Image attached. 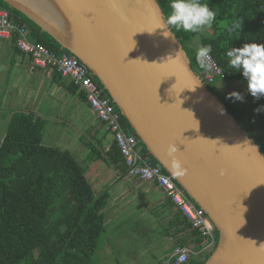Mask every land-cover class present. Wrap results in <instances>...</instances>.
<instances>
[{
    "label": "water",
    "instance_id": "water-1",
    "mask_svg": "<svg viewBox=\"0 0 264 264\" xmlns=\"http://www.w3.org/2000/svg\"><path fill=\"white\" fill-rule=\"evenodd\" d=\"M2 1L90 70L148 158L206 212L220 235L206 264H264V154L192 70L173 32L156 29L165 17L157 1ZM169 145L187 169L182 178L170 171Z\"/></svg>",
    "mask_w": 264,
    "mask_h": 264
},
{
    "label": "trees",
    "instance_id": "trees-1",
    "mask_svg": "<svg viewBox=\"0 0 264 264\" xmlns=\"http://www.w3.org/2000/svg\"><path fill=\"white\" fill-rule=\"evenodd\" d=\"M156 1L164 16L169 15L170 0ZM202 2L216 12L215 22L206 28L211 34L205 36L203 31L185 33L176 29L172 32L190 60L192 70L201 78H204L205 70L196 62V51L204 45L212 46L210 57L221 70V76L207 85L212 93L218 81L244 86L248 94L247 106H236L233 100L226 99L228 93H218L221 97H217L261 149L264 113L257 114L254 110L264 105V97L256 100L251 96L242 74L229 67L226 52L246 43L264 44V0ZM0 11L9 13L12 24L25 30L30 42L58 54L69 53L38 25L2 0ZM237 20L242 30L230 33L229 27ZM17 36L18 33L14 35L16 39ZM196 38H199L198 45L194 44ZM54 78L56 81L64 79L57 72ZM94 80L101 85L95 77ZM65 86L70 95L87 103L85 94L71 81ZM105 95L110 97L107 91ZM46 126L47 121L42 118L15 113L0 146V264H98V255L107 236L104 211L110 200L109 191L96 194L86 178V169L75 156L43 145ZM122 126L128 134L135 135L124 117ZM87 147L90 150L89 161L101 160L120 174L128 173L116 142L113 141L108 151L93 142L87 143ZM141 152L148 154L142 143ZM261 152L264 154L262 149ZM173 222L175 227L183 226L187 233H191L193 244L198 249L201 247L203 239L181 212L175 214ZM219 241L220 235L216 230L213 251ZM210 257L190 259L187 264H206Z\"/></svg>",
    "mask_w": 264,
    "mask_h": 264
},
{
    "label": "crops",
    "instance_id": "crops-1",
    "mask_svg": "<svg viewBox=\"0 0 264 264\" xmlns=\"http://www.w3.org/2000/svg\"><path fill=\"white\" fill-rule=\"evenodd\" d=\"M15 42L0 40V120L8 118L10 123L15 113H25L46 120V130L52 121L68 129L60 146L51 148L73 156L80 154L81 160L76 159L86 169L93 191L100 194L108 190L110 194L104 211L107 236L98 264H152L156 255L158 264H166L173 250L182 244L192 250L191 259L203 260L202 244L198 249L191 233L183 226L173 225V218L180 211L158 187L120 174L104 161L88 160L87 143L95 141L108 151L113 143L111 135L87 103L68 93L65 85L70 79L56 81V72L51 69L31 71L30 57L19 53ZM74 120L81 125L76 126ZM76 129H81L77 136L72 134ZM44 142L45 139L46 147L56 145L49 139L45 142L48 145Z\"/></svg>",
    "mask_w": 264,
    "mask_h": 264
},
{
    "label": "built area",
    "instance_id": "built-area-1",
    "mask_svg": "<svg viewBox=\"0 0 264 264\" xmlns=\"http://www.w3.org/2000/svg\"><path fill=\"white\" fill-rule=\"evenodd\" d=\"M16 33L19 36L15 45L21 53L30 57L31 71L51 69L62 78L70 79L74 86L85 94L89 108L116 142L127 167V175L132 179L158 187L203 239L204 250L214 249L216 228L211 219L159 164H155L147 154L141 152L142 142L136 135L125 131L122 126L123 115L117 110L111 98L106 97L105 88L94 80L90 70L72 54L67 52L58 54L43 45L30 42L28 33L12 24L9 13L0 11V40H11ZM208 64L209 68L205 70L203 79L206 84H213L216 78L221 76V70L212 58ZM192 255L193 252L189 247L178 246L173 250L166 264H187Z\"/></svg>",
    "mask_w": 264,
    "mask_h": 264
},
{
    "label": "clouds",
    "instance_id": "clouds-1",
    "mask_svg": "<svg viewBox=\"0 0 264 264\" xmlns=\"http://www.w3.org/2000/svg\"><path fill=\"white\" fill-rule=\"evenodd\" d=\"M169 7L171 9L170 14L162 18L161 26L156 28L164 30L163 35L165 37L172 36V29L185 33H199L206 28H210L216 20V12L207 3H203L202 0H170ZM241 30L242 26L239 20L234 21L228 29L230 33ZM212 51L210 44L201 46L196 51V62L201 69L206 70L209 68L208 61L211 58ZM226 56L229 67L237 73H241L247 81L251 96L256 100L264 97V44L246 43L241 48L232 47L226 52ZM226 99L233 100V102H244L245 97L239 91H233L227 95ZM254 111L257 114L264 113V105ZM220 113L223 115L224 109L221 108ZM253 148H256L258 152V146ZM168 156L171 161L170 171L172 176L182 178L187 169L178 156L176 145H169Z\"/></svg>",
    "mask_w": 264,
    "mask_h": 264
},
{
    "label": "rangeland",
    "instance_id": "rangeland-1",
    "mask_svg": "<svg viewBox=\"0 0 264 264\" xmlns=\"http://www.w3.org/2000/svg\"><path fill=\"white\" fill-rule=\"evenodd\" d=\"M202 33L205 36H209L211 34V31L209 29H206ZM198 43H199V38H196L194 44L198 45ZM213 87H214V95L215 96H220L219 94H221V95H224V94H227V93L229 94V93H231L233 91H239L242 95H244L245 100H244V102L235 101L234 102L235 105L238 106V107H242V106L248 104V100H247L248 99V94L244 90V86L242 84H239V83H236V82L227 83V82H224V81H218ZM2 88L3 87L0 86V93L2 92L1 91ZM0 96H1V94H0ZM59 105H60V102H59ZM5 115L6 114H4L3 116H5ZM92 118H94V117L92 116ZM73 123L76 126L81 125V124H79L78 121L76 122L75 120L73 121ZM8 124H9V119L2 117V119L0 120V138L5 136ZM79 132H81V129H76V130H74L72 132V134L77 136V133H79ZM67 133H69V131L65 127V125H63V124L61 125L59 123L56 124L54 121H52V123L49 125V127H47L44 139H45V142H46L47 139H49L52 142H54L52 144H56V145H51L50 147L60 146L61 141L66 137ZM92 142L96 145L95 141H92ZM45 145H48V144L45 143ZM97 146L100 147V143L99 144L97 143ZM261 149L264 152V141L261 143ZM84 151H87V149H85ZM76 156H75L76 158H79L81 160L82 156H80V154L76 155ZM204 253H205L204 257H209V255L212 256V254L214 253L213 248L205 250ZM194 257H196V256H194ZM158 261H159V259L157 258V255H156L154 257V259H152V264H158Z\"/></svg>",
    "mask_w": 264,
    "mask_h": 264
},
{
    "label": "bare ground",
    "instance_id": "bare-ground-1",
    "mask_svg": "<svg viewBox=\"0 0 264 264\" xmlns=\"http://www.w3.org/2000/svg\"><path fill=\"white\" fill-rule=\"evenodd\" d=\"M11 40H12V41H14V40L16 41V38L13 37V38H11ZM44 47H45V46H44ZM47 49H48V48H47ZM24 55H25V56H28V55H26V54H24ZM165 197H166V196H165ZM166 198H167V197H166ZM167 199L172 203V201H171L169 198H167ZM172 204H173V203H172ZM173 205H174V204H173ZM174 206H175V205H174ZM190 259H191V258H190Z\"/></svg>",
    "mask_w": 264,
    "mask_h": 264
},
{
    "label": "flooded vegetation",
    "instance_id": "flooded-vegetation-1",
    "mask_svg": "<svg viewBox=\"0 0 264 264\" xmlns=\"http://www.w3.org/2000/svg\"><path fill=\"white\" fill-rule=\"evenodd\" d=\"M214 94V93H213Z\"/></svg>",
    "mask_w": 264,
    "mask_h": 264
}]
</instances>
